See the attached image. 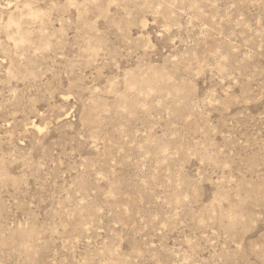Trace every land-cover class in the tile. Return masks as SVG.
Segmentation results:
<instances>
[{
	"label": "rangeland",
	"instance_id": "rangeland-1",
	"mask_svg": "<svg viewBox=\"0 0 264 264\" xmlns=\"http://www.w3.org/2000/svg\"><path fill=\"white\" fill-rule=\"evenodd\" d=\"M0 264H264V0H0Z\"/></svg>",
	"mask_w": 264,
	"mask_h": 264
}]
</instances>
